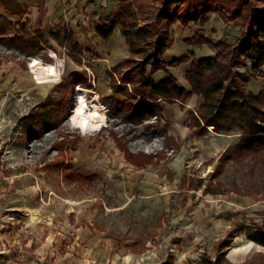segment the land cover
I'll list each match as a JSON object with an SVG mask.
<instances>
[{
    "label": "rangeland",
    "instance_id": "1",
    "mask_svg": "<svg viewBox=\"0 0 264 264\" xmlns=\"http://www.w3.org/2000/svg\"><path fill=\"white\" fill-rule=\"evenodd\" d=\"M90 1L111 22L137 0ZM168 3L172 15L183 0ZM157 8L148 19L138 11V25L156 22ZM229 20L198 27L214 45L237 43L246 27ZM17 21L0 16V264H264L248 239L264 232V163L231 160L237 134L194 126L201 97L161 103L160 118L112 106L104 100L128 103L116 86L135 95L122 81L135 65L84 56ZM192 62L157 74L189 94ZM248 89L264 90V76Z\"/></svg>",
    "mask_w": 264,
    "mask_h": 264
},
{
    "label": "trees",
    "instance_id": "2",
    "mask_svg": "<svg viewBox=\"0 0 264 264\" xmlns=\"http://www.w3.org/2000/svg\"><path fill=\"white\" fill-rule=\"evenodd\" d=\"M169 1L137 0L136 6L128 4L111 22L102 19L97 31L103 40L111 39L117 27L121 29L131 53L125 64L135 65V74H129L122 81L137 87V90L134 89L135 95L127 94L128 89L124 86H116L114 89L115 93L125 94L128 103L108 99L104 102L110 101L112 106L114 104L138 111L151 110L160 118L163 111L161 103H172L174 99L186 101L192 93H196L201 97L202 103L197 110V117L193 119L194 126L201 133L209 132L212 128L217 134H237L239 143L230 153L231 160L252 157L256 163H264V90L254 93L248 89L254 75L264 76V10L256 5L264 4V0H183L182 8L172 15L168 13ZM155 7L158 10L156 22L139 26L138 11L145 14ZM225 13L230 15L228 18L235 24L246 27L245 33L237 43L224 41L214 45L196 36L187 40V44L209 45L215 53L214 57L197 59L191 54L170 63L165 61L164 54L174 45L171 33L173 25L198 26L215 14H219L226 22L230 21ZM146 17L148 19V15ZM52 39L56 42H66L76 53L80 51L73 40L72 31L65 26L53 33ZM31 43V46L35 47L33 39ZM190 60L193 62L186 80L193 87L191 93L188 94L180 88L173 77H168L159 84L155 82L154 76L159 71L168 73L167 69ZM148 67L151 68L150 71L147 70ZM241 68L245 72H241ZM138 98L150 102L133 105L131 101ZM248 239L264 247L263 231L257 229L251 232Z\"/></svg>",
    "mask_w": 264,
    "mask_h": 264
},
{
    "label": "crops",
    "instance_id": "3",
    "mask_svg": "<svg viewBox=\"0 0 264 264\" xmlns=\"http://www.w3.org/2000/svg\"><path fill=\"white\" fill-rule=\"evenodd\" d=\"M97 8V5L91 3L90 0H0V16H6L11 21L18 19L17 24L21 23L32 28L34 32L40 33L42 37L54 44L56 41L52 39V34L65 26L72 31L75 43L80 46L79 52L84 56L92 54L107 59L108 62L111 59H116L117 64L128 60L131 53L119 27L107 41L99 36L97 28L100 27L101 21L105 20V17L97 14L99 10ZM198 26L190 24L185 27L176 24L172 27L174 45L164 54L165 61L170 63L173 60L186 58L189 54H193L197 59L215 56L212 48L207 45L191 46L187 44V40L196 36L208 40L207 36L201 35V26H199L200 28ZM55 51L57 52V50ZM111 69V67L106 68L105 72L107 73ZM95 73L98 75V71ZM160 75L155 76L157 84L166 79L165 76ZM180 88L183 87L180 86ZM259 91L258 93H260ZM105 96L113 97L115 100L121 98L119 95H111V92ZM7 176L9 173L3 175L6 178Z\"/></svg>",
    "mask_w": 264,
    "mask_h": 264
},
{
    "label": "built area",
    "instance_id": "4",
    "mask_svg": "<svg viewBox=\"0 0 264 264\" xmlns=\"http://www.w3.org/2000/svg\"><path fill=\"white\" fill-rule=\"evenodd\" d=\"M49 57L53 60H56V52L55 51H50L49 52Z\"/></svg>",
    "mask_w": 264,
    "mask_h": 264
}]
</instances>
